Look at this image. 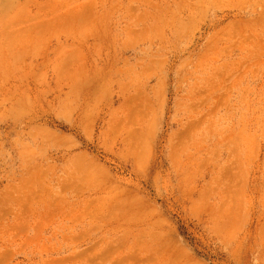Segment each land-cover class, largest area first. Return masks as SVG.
I'll return each mask as SVG.
<instances>
[{"label": "rangeland", "instance_id": "obj_1", "mask_svg": "<svg viewBox=\"0 0 264 264\" xmlns=\"http://www.w3.org/2000/svg\"><path fill=\"white\" fill-rule=\"evenodd\" d=\"M0 264H264V0H0Z\"/></svg>", "mask_w": 264, "mask_h": 264}]
</instances>
